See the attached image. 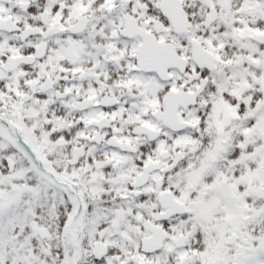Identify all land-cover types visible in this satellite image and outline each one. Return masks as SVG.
Returning <instances> with one entry per match:
<instances>
[{
	"label": "snow or ice",
	"instance_id": "1",
	"mask_svg": "<svg viewBox=\"0 0 264 264\" xmlns=\"http://www.w3.org/2000/svg\"><path fill=\"white\" fill-rule=\"evenodd\" d=\"M0 264H264V0H0Z\"/></svg>",
	"mask_w": 264,
	"mask_h": 264
}]
</instances>
